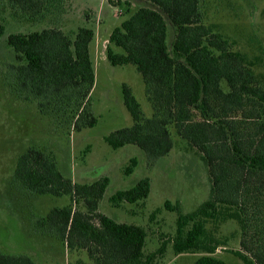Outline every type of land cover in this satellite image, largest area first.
<instances>
[{"label":"trees","instance_id":"16d2710c","mask_svg":"<svg viewBox=\"0 0 264 264\" xmlns=\"http://www.w3.org/2000/svg\"><path fill=\"white\" fill-rule=\"evenodd\" d=\"M139 1L143 5L110 32L105 55L112 67L135 68L151 116L143 115L131 88L122 84V103L132 125L103 140L112 150L134 146L149 160L170 153L173 133L185 141L206 167L210 196L194 212L178 215L173 251L205 252L194 264H225L211 256L215 247L203 239L207 221L230 219L241 231L240 250L232 255L243 264H264V78L231 41L205 23L201 0ZM64 13L65 0H0V37L11 22L47 25L8 34L6 44L14 55L11 90L17 100L35 104L42 116L60 117L68 132H79L97 123L90 107L95 31L82 26L65 32L58 25ZM168 26L174 31L171 46ZM136 164L131 158L124 175ZM12 183L31 195L69 198V205L51 209L36 227L67 250L85 252L89 261L77 264H151L164 248L145 255L142 227L98 212L107 177L73 183L42 149L30 148L18 157ZM149 192L144 178L115 192L109 202L115 207L135 204ZM0 264L36 263L25 255L0 252Z\"/></svg>","mask_w":264,"mask_h":264},{"label":"rangeland","instance_id":"374dc122","mask_svg":"<svg viewBox=\"0 0 264 264\" xmlns=\"http://www.w3.org/2000/svg\"><path fill=\"white\" fill-rule=\"evenodd\" d=\"M205 23L231 41L251 65L254 73L264 78V0H201ZM139 0H65V13L58 25L65 32L82 26L95 31L90 46L95 83L90 107L97 123L79 132L65 129L62 118L44 117L35 104L17 100L11 90L14 55L6 44L10 32L34 31L46 24L11 22L0 37V252L25 255L36 264H77L89 260L83 251H69L62 241L38 231L36 222L53 208L70 204L68 197L35 196L12 183L18 157L30 148L51 153L65 178L76 184H91L101 177L109 185L98 205V212L117 223L140 226L146 233L143 252L157 253L151 264H194L205 252L176 254L172 241L176 236L179 214L194 212L210 196V181L199 154L173 132V148L160 159L149 160L134 146L112 150L104 137L128 128L131 117L122 103L121 86L128 85L145 117L151 108L144 95L141 76L132 65L112 67L105 55L108 36L115 26L129 17ZM173 29L168 26L167 43L172 44ZM131 158L137 164L130 175L124 169ZM150 183L148 197L135 204L113 206L109 199L117 191L127 190L141 179ZM168 204V207L165 204ZM73 207L83 209L82 204ZM241 231L238 223L220 218L205 223L203 241L215 247L212 257L225 264H243L232 255L239 251Z\"/></svg>","mask_w":264,"mask_h":264}]
</instances>
